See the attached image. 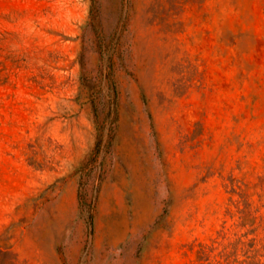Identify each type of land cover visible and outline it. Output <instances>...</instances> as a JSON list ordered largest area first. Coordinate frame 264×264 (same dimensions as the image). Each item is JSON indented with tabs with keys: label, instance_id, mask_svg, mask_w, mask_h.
I'll return each instance as SVG.
<instances>
[{
	"label": "rangeland",
	"instance_id": "obj_1",
	"mask_svg": "<svg viewBox=\"0 0 264 264\" xmlns=\"http://www.w3.org/2000/svg\"><path fill=\"white\" fill-rule=\"evenodd\" d=\"M0 264H264V0H0Z\"/></svg>",
	"mask_w": 264,
	"mask_h": 264
}]
</instances>
